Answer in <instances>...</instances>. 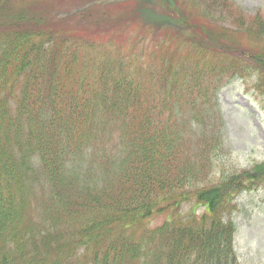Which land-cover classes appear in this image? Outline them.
Returning a JSON list of instances; mask_svg holds the SVG:
<instances>
[{"label": "trees", "instance_id": "16d2710c", "mask_svg": "<svg viewBox=\"0 0 264 264\" xmlns=\"http://www.w3.org/2000/svg\"><path fill=\"white\" fill-rule=\"evenodd\" d=\"M47 4L0 0V264H240L233 200L264 184V162L205 183L224 145L209 128L217 93L235 74L209 75L213 99L172 57L144 79L137 58L63 28L95 22L97 6L33 11Z\"/></svg>", "mask_w": 264, "mask_h": 264}, {"label": "rangeland", "instance_id": "374dc122", "mask_svg": "<svg viewBox=\"0 0 264 264\" xmlns=\"http://www.w3.org/2000/svg\"><path fill=\"white\" fill-rule=\"evenodd\" d=\"M46 2L47 7L33 11L41 14L50 11L48 14L58 19L66 14L75 17L97 6V10H91L95 22L78 23L71 19L63 28L76 32L81 26L85 28L86 38L95 39L98 46L108 47L112 55L137 58L142 71H131L141 73L144 79L151 67L157 68L159 59L172 57L175 62H183L190 72H203L201 80L209 86L203 85L202 89L213 99L212 92L218 82L213 80L210 84L209 75L222 80L223 76L235 74L222 83L217 93L222 122L214 118L209 128L214 127L215 132L221 133L219 137L224 140V145L219 147L220 157L214 161V173L207 175L205 183L216 185L223 175L252 169L255 164L264 162V0ZM100 9L107 15L97 12ZM172 9L205 37L196 35L200 39L195 44L183 40V25ZM71 12L74 13L68 14ZM93 31L98 35L88 36ZM203 38L211 45L201 46ZM212 38L217 42L211 41ZM159 43L162 44L161 50L157 48ZM223 46H227L229 51L217 53L215 48L219 50ZM239 53L248 59L236 61ZM180 80L184 86L188 83L183 76ZM215 112H218V107L213 109L214 115ZM204 150L202 147L200 153ZM233 203L236 209L232 214L237 225L235 248L240 264H264V184L257 190L240 193ZM192 206V202L185 204L178 217L190 214ZM198 212L202 214V208ZM159 216L152 218L149 225L154 227L163 223L166 216Z\"/></svg>", "mask_w": 264, "mask_h": 264}]
</instances>
